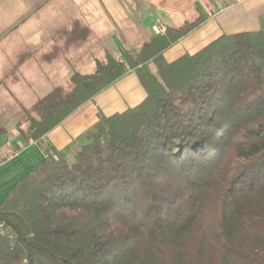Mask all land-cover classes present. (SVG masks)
Wrapping results in <instances>:
<instances>
[{
    "label": "trees",
    "instance_id": "1",
    "mask_svg": "<svg viewBox=\"0 0 264 264\" xmlns=\"http://www.w3.org/2000/svg\"><path fill=\"white\" fill-rule=\"evenodd\" d=\"M203 22L75 73L27 119L21 135L40 142L130 69L146 91L58 158L45 149L0 207L14 229L0 236V264H264V26L167 61Z\"/></svg>",
    "mask_w": 264,
    "mask_h": 264
},
{
    "label": "crops",
    "instance_id": "2",
    "mask_svg": "<svg viewBox=\"0 0 264 264\" xmlns=\"http://www.w3.org/2000/svg\"><path fill=\"white\" fill-rule=\"evenodd\" d=\"M204 1L206 0H201L199 3L197 0H192V5L198 13L196 18L203 15L204 22L164 51L167 61H174L184 54H195L223 34L256 31L264 26V0H240V2L220 0L218 4L213 3V0L209 3ZM10 4L11 2L7 4L5 0H1V15L14 14ZM141 4L143 5L142 2ZM149 4L150 7L144 6L142 11L139 10V14L144 15L141 17L139 30L146 28L153 34L152 25L157 19L164 24L167 19L177 27L182 25L176 24V20L172 18L174 3L167 5L163 0L157 1L158 6ZM240 7L244 9L237 11ZM175 12L177 13V10ZM175 19H177L176 15ZM113 20L112 25L115 26L117 19L114 17ZM15 22V20L1 19L0 207L22 179L47 160L48 154L58 158L75 139L94 127L101 115L112 116L124 112L146 98L145 88L135 71L130 69L111 87L101 91L65 117L49 130L40 142L26 141L21 135V129L27 126L26 119H23L24 110L32 109L39 100L38 95L43 96L48 93L53 84H62L63 79L67 80L71 74L82 73L85 70V63L83 59L75 69H71L70 54L68 55V36L71 28L68 29V24L57 26V23L51 28L48 25L45 28L38 27L36 23L25 22L19 24L21 26L14 34L11 30L15 28ZM82 27H84L82 24L77 26L80 29ZM55 29L58 38L53 37ZM102 29L106 32L111 30V33H105L103 37L98 38L101 39L98 41L99 45H114L119 55L125 56L122 39L127 43L128 37H123L118 32L122 39L119 38L118 33L114 31L116 28L112 29V26ZM82 47L78 49L81 57L85 55V49ZM64 51H66L65 55ZM99 53L102 54L100 49ZM27 80L32 83L29 91L34 96L24 100L21 96V86L22 82ZM45 149H49L50 153L47 154ZM10 151H14L15 154L9 155Z\"/></svg>",
    "mask_w": 264,
    "mask_h": 264
},
{
    "label": "rangeland",
    "instance_id": "3",
    "mask_svg": "<svg viewBox=\"0 0 264 264\" xmlns=\"http://www.w3.org/2000/svg\"><path fill=\"white\" fill-rule=\"evenodd\" d=\"M158 2H162L163 0H5L7 4L11 2V7L14 10V14L10 15H1V0H0V56H1V19L5 20H15V28L11 30L12 33L15 34L17 32V28H19V24H38L42 27H52L53 24L58 25H67L71 30L68 36L69 42V60L71 63V69H75L79 62L83 61L85 63V70L81 74H90L95 72L97 69V65L99 62L106 61L108 55L113 57H118L119 59L126 60V56H121L116 50L114 45H99L98 39L103 37V34H110L111 30H107V32L102 29V27L108 28L112 26V29L116 33H120L123 37H128L129 41L119 38L123 41V52L126 54L127 51H135L140 49L143 45L149 42L151 39L155 37L154 34L150 33V31L146 28L139 30L141 24V17L144 15L139 14V10H143V7H150L149 3H152L155 6ZM167 5H171L174 3L171 13L173 20H176V24H182L185 22H194L197 20L198 13L196 12V8L192 5V0H164ZM199 3L201 0H197ZM212 1L206 0L205 2ZM220 0H213V3H220ZM240 2V0H238ZM134 2V3H133ZM143 3V5L141 4ZM242 5V4H241ZM217 6V5H216ZM215 6V9H216ZM244 8H238L237 11ZM20 10V11H19ZM177 10V13L175 12ZM22 11V12H21ZM21 12V13H20ZM170 15V16H171ZM175 15L177 19H175ZM2 17V18H1ZM117 19L116 25H112L113 18ZM167 26L177 27L173 25L167 19ZM133 21V22H132ZM132 22V23H130ZM165 23V24H166ZM184 23V24H185ZM79 24H82L84 27L82 29L77 28ZM70 25V26H69ZM103 25V26H102ZM76 26V27H74ZM132 26V27H131ZM60 27V26H59ZM129 27V28H128ZM125 28V29H124ZM122 29V30H121ZM44 33V31H42ZM56 29L54 31V38H58L59 36L55 35ZM28 34V30H27ZM101 35V36H99ZM3 36V35H2ZM11 36V35H10ZM24 36V35H23ZM83 46V47H82ZM84 48L85 55L81 57V52L78 49ZM99 49L101 53H99ZM107 49V50H106ZM106 50V52H104ZM64 51V55H65ZM80 55V56H77ZM97 60V61H96ZM100 60V61H98ZM93 66V68H91ZM81 67V66H80ZM153 71L156 72L155 67L151 66ZM75 73L71 74L70 77L63 79L62 84H53V87L46 94L38 95L39 100L35 104V106L30 110H24L23 119H26L25 124L28 125L27 119L30 116L40 118L41 114H43L47 109V106H51L52 102H56L60 97L61 93H67L72 88V76ZM42 83V82H41ZM1 84V78H0ZM32 83L27 80L22 82L21 86V96L24 100H27L29 97L34 95L30 94L29 88H32ZM31 90V89H30ZM1 91V88H0ZM32 91V90H31ZM33 93V92H32ZM48 101L43 103L42 105L37 106L38 103L45 101L47 97ZM42 97V98H41ZM41 98V99H40ZM37 106V107H36ZM27 127V126H26ZM25 127V128H26ZM1 219V218H0ZM4 221L1 219V234L10 235L13 237L14 229L11 225H4Z\"/></svg>",
    "mask_w": 264,
    "mask_h": 264
},
{
    "label": "built area",
    "instance_id": "4",
    "mask_svg": "<svg viewBox=\"0 0 264 264\" xmlns=\"http://www.w3.org/2000/svg\"><path fill=\"white\" fill-rule=\"evenodd\" d=\"M167 31V25L164 24L160 19H157L156 22L152 25V32L154 35H162ZM14 151H10L9 155H14ZM0 236H1V220H0Z\"/></svg>",
    "mask_w": 264,
    "mask_h": 264
}]
</instances>
